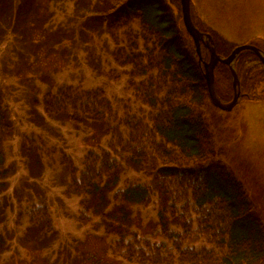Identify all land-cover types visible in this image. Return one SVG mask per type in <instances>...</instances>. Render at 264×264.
I'll return each mask as SVG.
<instances>
[{
	"label": "rangeland",
	"instance_id": "1",
	"mask_svg": "<svg viewBox=\"0 0 264 264\" xmlns=\"http://www.w3.org/2000/svg\"><path fill=\"white\" fill-rule=\"evenodd\" d=\"M166 1L175 12L181 8L180 0ZM96 2L99 5L98 0H40L39 7L38 1L32 0L19 32L22 34L24 30L27 36L22 37L11 28L0 37V92L13 123L12 135L4 146L9 176L6 190L0 194L4 210L0 230L8 240V249L0 252V264H129L115 254L116 240L106 236L99 226L100 217L84 210L80 205L82 197L66 194L69 177L62 165L65 154L79 171L84 170L86 156L99 155L102 150L109 151L124 165L126 155L120 143H131L136 149L142 144L148 165L140 171L124 167L118 186L109 195L112 202L109 209L116 192L131 185L147 188L148 203L132 207L134 230L140 239L176 253L177 245L163 236L159 209L163 200L172 205L175 200L172 196L178 192L177 214L189 229L175 223L171 214L164 219L165 226L185 238L183 249L206 248L221 254L201 232L189 183L182 186L177 179H163L162 184L173 193L169 191L166 197L155 189L157 168L162 164L153 144L161 138L151 129L157 110L147 105L142 95L141 82L149 76L134 78L131 65L121 66L114 59L120 50L146 55L141 24L133 21L128 28L111 31L108 28L111 17H104L99 12L101 5ZM192 2V14L198 25L204 20L206 26L233 45L251 44L264 51V0ZM13 3L17 9L20 0ZM147 60L144 59V64ZM261 70L252 73L253 89L249 84L242 89L246 95L231 112L221 111L207 101L201 115L215 158L242 183L264 221V100L247 97V91L252 89L264 98ZM65 88L78 93L102 91L113 110L110 126L118 134L105 137L94 124L76 126L46 116L32 121L36 114L32 110L44 114L41 105L44 94H58ZM216 91L224 101L232 99V84L225 74L216 75ZM34 99L40 106H32ZM137 127L141 131L133 143L131 128ZM25 142L34 144L27 153L23 152ZM23 154L35 159L30 162ZM41 204L48 208L57 233L50 248L38 250L30 235L21 243L20 239L30 225V212ZM83 216L88 217V224L81 221Z\"/></svg>",
	"mask_w": 264,
	"mask_h": 264
},
{
	"label": "trees",
	"instance_id": "2",
	"mask_svg": "<svg viewBox=\"0 0 264 264\" xmlns=\"http://www.w3.org/2000/svg\"><path fill=\"white\" fill-rule=\"evenodd\" d=\"M30 1L32 0H27L26 3L25 0H20L16 9L13 0H0V37L5 36L6 31L11 28L15 33L21 31L23 16L30 9ZM37 1L40 7V0ZM98 3L101 5L99 12H103L104 17H111L108 25L111 31L128 28L133 21H139L143 30L146 55L120 50L114 55V59L121 66L131 65L134 78L149 76L141 82L144 86L142 95L146 98V104L157 110L151 129L161 138L159 143L153 144V150L162 164L157 168L155 189L166 197L169 191L170 194L173 193L162 184L163 179H177L182 186L189 183L188 191L192 194L194 208L199 215L201 232L210 238V243L221 254L206 248L183 249L181 245L185 238L179 233L170 232L165 226L164 219H167V214H171L175 223H180L185 230L189 229V225L177 214L175 200L179 198L178 192L172 196L175 198L172 205L168 206L167 201L163 200L159 209L163 236L168 240L172 239L177 245L176 253L140 239L134 230L132 207L148 203L147 188L131 185L124 191L116 192L112 209H109L112 203L109 195L118 186L124 167L135 171L146 169L148 162L142 144L140 149H136L131 143H120L123 154L126 155L124 165L107 150H102L99 155L89 153L83 164L84 170L81 171L74 166L72 159L64 154L62 165L69 177L66 194L82 197L80 205L86 212L91 211L100 217L99 226L104 229L106 236L116 240L115 254L119 255L116 254L121 261L129 264L264 263L263 218L242 183L215 158L207 125L201 115V108L210 98L203 77V65L199 61L193 40L184 28L181 8L175 12L166 0H98ZM175 6L178 7V2ZM192 19L200 31L213 37L219 55L228 57L231 54L236 45L225 40L204 22L201 21V25H198L193 14ZM3 30L5 32L1 34ZM19 35L27 36L24 30ZM201 55L203 61L209 60V53L203 45ZM144 59H148L146 64ZM258 68L262 69L259 74L264 80L263 65L253 53L246 52L238 57L236 70L242 89L248 84L253 89L254 80L251 75ZM217 74H225L231 82L227 66H217L215 85ZM252 89L247 91L248 99H264ZM217 94L223 102H228L224 101L218 91ZM33 102L32 106H40L37 99ZM41 105L44 114L32 110L31 113H36L32 121H38L37 117L46 116L53 120L69 121L76 126L94 124L105 137L111 133L118 134L116 129L110 126L109 120L113 117V110L102 91L78 93L71 88H65L58 94H44ZM12 131L13 123L4 103V96L0 92V194L6 190L9 176L4 146ZM139 131L141 129L138 127L131 128L133 143L138 139ZM24 145V153H27L28 147L34 148L31 142H25ZM23 156L30 162L35 159L29 158V155ZM182 186L179 188L184 192ZM3 211L0 204V224ZM81 221L88 224V217L83 216ZM56 233L48 208L41 204L30 212V225L20 243L30 235V238L36 241L38 250L50 248L56 240ZM175 236L177 240L174 239ZM7 241L5 234L0 230V252L8 249ZM21 246L25 248L22 244Z\"/></svg>",
	"mask_w": 264,
	"mask_h": 264
},
{
	"label": "water",
	"instance_id": "3",
	"mask_svg": "<svg viewBox=\"0 0 264 264\" xmlns=\"http://www.w3.org/2000/svg\"><path fill=\"white\" fill-rule=\"evenodd\" d=\"M182 8V17L186 31L193 39L199 60L201 61V44L209 51L210 59L208 62H203L204 79L206 81L208 94L212 104L222 111L230 112L235 106L238 105L242 97L241 85L238 73L235 69V63L238 57L245 52H252L255 54L264 66V51L253 45H242L236 47L232 53L224 58L217 54L214 40L211 35L199 31L193 24L191 17V0H180ZM218 64H223L229 67L233 88V98L230 102L224 103L218 97L215 90V74L214 71Z\"/></svg>",
	"mask_w": 264,
	"mask_h": 264
}]
</instances>
